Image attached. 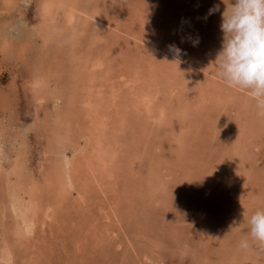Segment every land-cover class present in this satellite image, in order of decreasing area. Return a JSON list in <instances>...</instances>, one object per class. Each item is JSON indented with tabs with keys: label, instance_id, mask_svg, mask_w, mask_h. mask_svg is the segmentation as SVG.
Segmentation results:
<instances>
[{
	"label": "bare ground",
	"instance_id": "1",
	"mask_svg": "<svg viewBox=\"0 0 264 264\" xmlns=\"http://www.w3.org/2000/svg\"><path fill=\"white\" fill-rule=\"evenodd\" d=\"M23 1H26V0H23ZM27 1H29V0H27ZM103 1L104 0H100V1L99 0H95V1H92V0H40L36 6V9H37L36 21L33 25H29V26L27 25L26 26V22L19 23V22L15 21L16 18H11L10 20L6 21V23H4V24H2L0 22V50L5 51L8 58H10L11 60H13V58L19 59V61H20L19 64L21 62H23V64L27 63L28 65H30L31 63H34L35 66L38 64L37 65L38 67L36 66V68H34L32 78L29 77V80H31L30 91L32 92V105L36 104L35 108H34V106H31V108H34V110H33L34 121L31 124H29V123L25 124V122L20 121L19 118H15L16 117L15 116L14 121L13 122L11 121V123H9L8 125L3 123V121L0 124V264H19V262L20 263L23 262V260L22 261H19V260L22 257L24 258V253H23V256L21 253L22 257H18L20 248L21 249L22 248L28 249V251L30 250V248H33V250L35 248L38 249L39 251L42 250L40 248V245H39V242L41 241V236L44 235V233H46L45 229H47V227H51L53 224H56L58 222L59 214L62 211L64 212L63 209L65 208L66 202H69L70 203L69 205L70 206L72 205L73 207H77L80 209L87 208L89 205L88 203H90L89 200H91V197H92L91 193L93 192V195H96V197H98V198H100L102 196L104 201L106 200L107 202H110V199H112V198L115 199V198L121 197L122 199H124L128 203V205H130V204H132V201H133V193L135 192L134 190L137 187H146L147 189L148 188L151 189V187H155L157 189V191H158V189H164L165 183L163 182V180H161V181L164 184L160 180H157L158 184H157V186L155 185L156 180H154V176H155L154 173L157 172L156 169L161 166L163 161L166 162L165 164H167L169 162H177V161L179 162L180 161L179 159H182L181 158L183 156L182 154L189 149V144L192 145L193 138L197 139L196 134L198 133V136H199V133H201L198 131L200 129L196 130L195 132H193L194 133V135H192L193 137L190 136V139L188 138L190 134L186 133V125L188 124L186 121H188V122L190 121L192 123L193 118H195L196 120L194 119V125L197 121H199V120H197L198 119L197 118L198 113H194V111H198L197 109H199L200 106L192 105L193 104L192 100L190 102H188L187 100H185L184 102L181 101V99L184 100L185 95H186L184 93L186 91L183 92V95H182V93H180L183 90L182 88H180L182 90H178L180 87V84L182 83L181 78H176L174 76H171V79H169L168 81L166 80L167 82L165 83L162 79V78H164L162 75L161 76L162 78L160 79V81H162L164 84L161 82L162 85L161 84L158 85L159 82L157 83V81L156 82L154 81L155 79H151L154 71L151 72L149 70V71L145 72L144 69H142L148 61L146 62L145 58L141 61V57L138 58L139 60L137 59L138 61L136 60L137 61L136 63L135 62L133 63V60L129 61L128 64L126 62V64H127L126 67L130 68L131 71H129L128 68H127V70L124 69L123 68L124 65H122V63L118 62V58L116 55V53L118 51L116 52V49H115L117 47H114L115 46L114 44L116 43L115 41L114 42L111 41L110 44L114 45L112 47L115 49L114 51L116 53L110 49L107 50V48H103V47L102 48L104 50H102V51H95L96 49L94 50L92 45H94L95 43L92 44V41L98 42V41L102 40L100 27L102 25H104V23L106 22V20L104 18L105 16L101 15L102 14L101 10L104 9V4H102ZM106 1H108V0H106ZM2 2L6 5H10L11 8H13L14 6H12V5H15L17 0H2ZM138 15H139V13H138ZM149 16H151V15H149ZM106 18H107V16H106ZM139 18L141 19V22L138 24H140L141 27H143V25L145 27H148L147 22L152 21L150 19L151 17L149 18L148 16L144 17L145 19H142V16ZM199 18H200L199 20H201V17H199ZM17 19H19V18H17ZM155 21H157V19ZM190 21H191V24H193V22H194L193 19ZM111 24H109V26ZM151 24H153V23H151ZM157 24H159V23H157ZM134 26H137V24ZM159 26H160V24H159ZM193 27L196 28L195 24H193ZM126 28H128V27H126ZM129 28L131 29V27H129ZM160 28H161V26H160ZM172 28H173V30L170 34V40L168 39L170 41V45H174L175 47H177V44L180 45L182 48H185L184 53L190 57V59L184 58L182 56V54L177 56L176 53L170 49V45H168L167 47H164V50H166V53H168L170 55V59L174 60L173 64H175V65H173V66H176V64L178 65L179 62L183 61L182 64H179V65H181V67H176V70L178 71V73L176 72V74H174V75L182 76V72L184 73L183 75H186L190 71L193 72L194 67H198V68H200V70H204V71L206 70V68L208 70V68L210 69V67H211L212 72L211 71H207V72L205 71V73H211V74L214 73L215 69H214L213 62L215 60L216 53L221 48V42H222L220 35L218 33H214V35H213L215 38V39H213L215 44L214 43L213 44L215 46L213 48L212 53H209V55H207V58H209L210 64H207L208 61L206 62L205 60H203V62L205 61V63L202 64L200 62L198 65V61L200 59L204 58V55H202L201 52L199 51L200 49L197 48L201 41H198L197 43H193V41L197 40V39H194V36L192 34L187 36V33H185V32L182 33L183 32L182 30L186 28V26H184V25H182L180 27L177 25V26L172 27ZM189 29H188V31H189ZM218 29H220L219 26H217L214 30H218ZM109 30L110 29H108V31ZM118 32H120V31H118ZM138 33H140V32L138 31ZM193 33H195V32H193ZM15 35H18L19 37L16 38ZM119 35H120V33H119ZM131 36H132V34H131ZM84 38H85V40L87 39L86 40L87 42L86 41L84 42ZM134 38H136V35L134 36ZM143 38H145V37L143 36ZM15 40L16 41L18 40V42H16ZM134 40L137 41V39H134ZM138 40H139V38H138ZM151 41H152V43L150 45L151 49L160 50V52H161V50H163V43H162V39H160V37L155 39V40H151ZM127 42H128V40L126 41V43ZM144 42L149 43L150 41L144 40ZM202 42L206 43V41H204V40H202ZM101 43L102 42H100L99 44H101ZM209 43H210V41H209ZM103 44H104V42H103ZM125 47H126V45H125ZM125 47H124V49H125ZM129 47H130V45H129ZM118 50H119V48H118ZM139 51H141V50H139ZM120 52H121V50H120ZM28 58H31V61H28ZM186 59H188V60H186ZM210 59H212V60H210ZM155 60L156 59H154V62H155ZM14 62H16V60H14ZM155 64L159 67V64H157V63H155ZM163 64H165V63H163ZM153 65L154 64H152V67H153ZM153 69H154V67H153ZM113 70H115V71H113ZM130 72H131V75H130ZM160 73H158V74L161 75ZM156 74L157 73H155V75ZM169 76H170V74L167 76V78ZM192 76H190V77H192ZM203 76H205V74ZM203 76H202V78H204ZM209 77H211V76H209ZM212 77H213V75H212ZM157 78H160V77L157 76ZM150 79H151V81H150ZM204 79H206V78H204ZM204 79H203V81H204ZM176 81H179V82L177 83ZM211 81H210V84H211ZM199 83L201 84L202 82H199ZM199 83L197 82V84H199ZM155 84L158 86H156ZM182 84H181V86H182ZM202 86H203V83H202ZM223 87L225 88V86H223ZM223 87L215 84L214 88H212V91L215 88H219V89H216L217 92L214 91V95H213L214 97H212L213 102L216 105H218L219 103L221 104V105H218L219 107H218L217 113L222 114V113H224V111L225 112L229 111L231 113V110H229L228 105L231 103L230 105H233V108L231 107L232 111L233 110L235 111V110H237L236 108H237V106H239V103H240V108L241 107L243 108L242 113L241 112L240 113L242 114V117L243 116L246 117L248 112L251 110L250 109L251 106H253V105L255 106L256 103H252V101H250L251 100L250 97L246 96V94L243 95L242 94L243 92L241 94H239L240 91H237V88H235V87H226V89H224ZM81 90H82V93H80ZM244 92H246V91H244ZM173 93H176V95L179 97V101L172 95ZM206 96H207V94H206ZM241 96H242V99L240 98ZM196 100H197V97H196ZM186 101H187V103H186ZM197 101H199V99ZM227 101H230V103L226 104ZM210 103H211V101H210ZM194 104H196V103L194 102ZM203 104H205V103H203ZM212 107H215V105ZM39 111H43V113L40 115V114H38ZM243 112H244V115H243ZM204 114L205 113H203V117H204ZM219 114H216V116ZM234 114H238L237 111L233 112V114H231V115H234ZM255 114L259 115V119L264 120V114H263L262 107L260 109L257 107ZM213 115H214V113H213ZM239 115L240 114H238L237 119H239L238 118V117H240ZM223 116H224V114H223ZM177 117H179V118H177ZM226 117H227V113H226ZM45 118H46V120H45ZM174 118H176V119H174ZM219 118H220V115L216 119H219ZM227 118L229 119V117H227ZM213 119H212V123H213ZM47 120L51 121L52 126L50 125L51 127H48V128H46L47 127L46 126L44 129L41 128V126L44 123L49 122ZM201 120H202V118H201ZM240 120H241V117H240ZM235 122L237 124V121H235ZM241 122H242V120H241ZM248 122L250 123V125L246 124L245 122H242V123L238 122L239 124L237 126H235L236 137H234L233 145L236 144L237 145L236 147H239L240 145L244 144V140H246L247 135L252 133V129H251L252 126H251L250 120H248ZM184 123H186V124H184ZM261 123L263 124V122H261ZM228 124H231V123H228ZM232 124H234V123H232ZM47 125H49V124H47ZM188 125L190 127L194 126L190 123ZM34 126L37 128L39 127L41 129H43L42 130V136L45 139L44 140L45 143H43V149L41 152L42 159L44 161L43 162L41 161V163H40L39 172L41 174H39V176L35 175V173H30L29 167H28V164H29L28 163L29 159L27 157L28 147L26 145L27 139H28L27 133L29 130H31L30 127L34 128ZM160 126H162L163 130L160 128ZM197 128H198V126L196 127V129ZM153 131L156 134H154ZM161 131H163V132H161ZM184 131H185V134H184ZM128 135H130L128 137L129 139L126 140ZM200 137L202 138V136H200ZM156 140L158 142H155ZM199 141H200V139H199ZM153 142H155V143H153ZM219 142H221V141H219ZM6 143L7 144L10 143V146H9L10 151H6L5 153H2L3 149H5V147H6ZM229 143H232V142H228V144ZM137 144H139V145L137 146ZM186 145L188 147L185 149ZM233 145L231 146L230 149L228 148L230 146H227V144L224 145L226 147H223L224 150L221 152V154H222V156L220 157L221 160L226 159L227 153L230 154V152H232V151H236L235 153L240 152L239 150H236L237 148L233 147ZM221 146H223V144ZM163 147L169 148L167 150H170L171 152L173 150H175V152L173 151L175 155L173 154V155L169 156L171 153L170 152L166 153V151H165L166 154H164L163 153V151H164ZM244 147H245V145H244ZM244 149H243V153H244ZM144 151H147L148 153H145ZM144 156H145V159L148 161L147 165L149 164V167H150V168H148V171H149V169H151L152 174L150 172H148V173H145V175L140 176L141 175V167L136 166V165H142L139 163L143 160ZM229 156L230 155H228V157ZM231 156H233V154ZM171 158H174L177 161H170V160H172ZM183 159H185V158H183ZM187 159H190V158H187ZM187 159H185V160H187ZM137 160H139V161L137 162ZM192 161H193V158H192ZM234 161H232V162L235 163ZM187 162H188V160H187ZM217 162L219 163V165L215 162L216 166L213 167V165H211L210 170L214 171L215 175H218V177H219V173L216 170L219 167V169L222 171V169L220 168V164L224 163V162H219V161H217ZM232 162H230V164ZM191 165L195 166V163L191 164ZM166 166L167 165H165V167ZM194 166H193V168H194ZM207 166L209 169L210 165H207ZM234 166H235V164H234ZM162 168H159L158 171H160V169H162ZM246 171H247V169H243V170L239 171V173H237V174L240 176L243 175V177L246 174L245 175V177H246L248 175V172H246ZM208 173H210V172H208ZM235 174H236V172H235ZM222 176H221V178H222ZM139 177L141 178L142 182H140V183L135 182L137 180V178L139 179ZM211 177H213V176L211 175ZM247 177H249V176H247ZM206 178H207V175H206ZM238 178L240 180V177H238ZM158 179H159V177H158ZM216 179H218V178H216ZM237 179H235V180H237ZM187 180H188V178H187ZM214 180L215 179L213 177V181ZM220 182H222V181H220ZM242 182H245V181H242ZM215 183H217V182H215ZM237 183H238V180H237ZM218 184H220V183H218ZM175 187H177V186H175ZM138 189L140 190L141 188H138ZM142 190L143 189H141V191ZM112 191H114V192H112ZM137 194H138V192H137ZM220 194H221V192L219 193V195ZM137 196L138 195H136V197ZM142 196H144V193H142ZM142 196H141V199H142ZM93 197H95V196H93ZM136 197H135V199H136ZM154 197H155V195L152 196V198H154ZM144 199L145 198H143V200ZM242 199H243V197H242ZM92 200H94V199H92ZM146 200H148V199H146ZM150 200H151V197H150ZM156 200L159 201L161 199L159 198ZM167 200L168 199H166V201ZM173 200H175V199H173ZM228 200H230V199H228ZM234 200H236V199H234ZM151 201H150V204H151ZM158 201H156V202H158ZM118 202L119 201H117V203ZM236 202H238V200H236L235 203ZM158 203H160V202H158ZM256 203H258V202L256 201ZM115 204L116 203L114 202L113 204L108 205L107 209H104V208H101V209H104V211L106 212V213L104 212L106 214L105 215L106 218L111 219V217L113 216L117 220L118 223H121L124 220H123L122 215H118V211L114 207ZM136 204H137V202L135 203V205ZM239 204H237L236 206H239ZM128 205L126 207H128ZM139 205H140V203H139ZM99 206H101V205H99ZM132 206H134V205L132 204ZM89 207H91V205H89ZM147 207H149V206L146 205V208ZM243 207H244V205H243ZM243 207H241V209ZM132 209L130 208V210H132ZM138 209L141 210L142 207L138 208ZM147 209H146V211H147ZM70 210H72V209H70ZM144 210H145V207H144ZM83 211L82 210L80 211L83 213V218H82L83 222L86 221L89 217H91V219H92L93 216H90L89 214H87L88 208L86 210V213ZM98 211H100V210H98ZM139 211L137 212V214L140 213ZM146 211L144 213H146ZM238 213H239V210H238ZM119 214H121V213L119 212ZM240 214H241V212H240ZM138 215H140V214H138ZM249 215L250 214H248V216ZM133 216L134 215H132V217ZM153 216L154 215L151 214V217H153ZM85 217H86V219H85ZM95 217H97V216H95ZM127 217H128V215H127ZM145 217H148V215L147 216L145 215ZM114 218L112 220H114V223H115ZM100 219H102V218H100ZM100 219H99V221H100ZM144 221L145 220L142 219V225H143ZM149 221H152V220H149ZM163 221H164V219H163ZM139 222L141 223V220ZM104 223H105V221H103V224ZM107 223L108 222L105 223L104 227H106ZM112 223H113V221H112ZM242 223L244 224V222H242ZM93 225H95V224H93ZM96 225L93 226V228H95ZM100 226L102 227V225L100 224L98 226L99 230L101 228ZM242 226H245V225H242ZM107 227H109V225H107ZM72 228H73V226H72ZM87 228L88 229L86 232H88V233L84 234L85 238H83V236L81 237L84 240H86V238H88L89 234H91V236L93 235V237H94V235H98V232L99 233L101 232L98 229L97 230L96 229L90 230L91 227H87ZM114 229L117 230L119 228H114ZM141 229H142V227H141ZM73 230H75V229L73 228ZM103 230H104V228H103ZM137 230H139V229H137ZM54 231H55V229H54ZM67 231H69V230L67 229ZM105 231H106V228L102 233H104ZM124 231H125V229L123 230V232ZM112 232L113 231H111L110 235H112ZM158 232H159V230H158ZM139 233L141 234V232H139ZM144 233H143V235H144ZM69 234H71V233H69ZM121 234H122V232H121ZM127 234H128V232H127ZM131 234H132V232H131ZM232 234H231V236H232ZM108 235H109V233H108ZM124 235H126V234H124ZM134 235H136V234H134ZM235 236L236 235H234L233 237H235ZM77 237H76V239H77ZM101 237H103V236H101ZM126 237H127V235H126ZM136 237H139V236L136 235ZM161 237H162V234H161ZM200 237L202 238L203 235ZM236 237H238V236H236ZM244 237H242V238H244ZM117 238H120V236ZM117 238H115V239H117ZM130 238H132V237H130ZM12 239H13V241H12ZM95 239H97V238H95ZM133 239H135V238H133ZM143 239H145V238H143ZM147 239H148V237L146 238V240ZM206 239L208 240L209 238H206ZM111 240H112V238H111ZM199 240H201V239H199ZM238 240H239V238H237V241ZM42 241H43V239H42ZM78 241H79V238H78ZM97 241L99 242L100 246H102L101 243H103L104 241H109V244L110 243L112 244V242H110V238H107V237L106 238H99V239H97ZM153 241H155V240H153ZM230 241H235V240L231 239ZM75 242H77V241L75 240ZM123 242H124V240H123ZM123 242H121V243H123ZM143 242H145V241H143ZM204 242H206V241H204ZM55 243H56V241H55ZM57 243H56V245H57ZM63 243H64V241H63ZM105 243H103V244H105ZM117 243H116V245L119 244V243L118 244ZM134 243L135 242H133V244ZM140 243H142V242H140ZM232 243H234V242H232ZM109 244H108L107 248H109V246H111V244L110 245ZM113 244H112V246H116ZM126 244H127V242H126ZM200 244H202V243H200ZM218 244H220V243H218ZM47 245H48V243H47ZM60 245H62V244H60ZM60 245L58 247H60ZM130 245H132V244H130ZM260 245L264 246V243L260 242ZM140 246H142V245H140ZM179 246H180V244H179ZM50 247L52 248V246H50ZM104 247L105 246H103V248ZM51 248L49 250H51ZM63 248H64V246H62L61 249H63ZM132 248H133V246H132ZM140 248L141 247H138V249H140ZM182 248H184V247H182ZM204 249L202 248V250H204ZM16 250H18V251L16 252ZM46 250H47V248H46ZM111 250H113V249H111ZM150 250H152V249H150ZM109 251H107V252H109ZM136 251H135V253H136ZM180 251H182V249ZM216 251L219 252V250H216ZM59 252H61V251H59ZM235 252H237V251H235ZM35 253H37V252L35 251ZM137 253H138V251H137ZM261 253L264 254V252H261ZM140 254H142V252ZM202 254L204 255V253H202ZM33 255H34V253H33ZM105 255H107V253ZM130 255H132V254H130ZM218 255L220 256L221 254H218ZM78 256H79V254H78ZM82 256H83V254H82ZM113 256H112V258H113ZM246 256H247V254H246ZM30 257H31V255H30ZM42 257H44V256L42 255ZM74 257H76V256H74ZM128 257H129V255H128ZM60 258L62 259V256H60ZM71 258H73V257H71ZM222 258H223V256H222ZM263 258L259 257L256 259V261L257 262L258 261L263 262ZM16 259H19V260L16 261ZM132 259H133V257H132ZM26 261H27V259H25V262ZM33 261H35V260H33ZM33 261H28V264H34ZM82 261H83V259H82ZM207 261L208 260H206V262ZM25 262H23V264ZM41 262H43V261H41ZM76 262H78V261H76ZM134 262H135V259H134ZM138 262H139V260H138ZM232 262H233V260H232ZM125 263H127V262H125ZM56 264H60L59 261ZM250 264H251V262H250Z\"/></svg>",
	"mask_w": 264,
	"mask_h": 264
},
{
	"label": "rangeland",
	"instance_id": "2",
	"mask_svg": "<svg viewBox=\"0 0 264 264\" xmlns=\"http://www.w3.org/2000/svg\"><path fill=\"white\" fill-rule=\"evenodd\" d=\"M39 1L40 0H29V1L17 0L16 4L12 5L14 7L11 8L10 5H6L2 2V0H0V22L2 24H4V23H6V21L10 20L11 18H16L15 21H17L19 23L26 22V26L27 25L28 26L33 25L36 21V14H37L36 6H37ZM92 1H95V0H92ZM231 2H234V0H108V1L104 0L102 2V4H104V9L101 10V13H102L101 15L105 16L104 18H105L106 22L104 23V25H102L100 27L102 40L98 41V42L92 41V44L95 43L94 45H92L94 50L96 49L95 51H102V50H104L103 48H107V50L110 49L113 52H115L114 50L116 49V52L118 51L117 53L115 52L117 55V58H118V62L122 63V65H124L123 68L126 70L128 68L126 66H127L129 61L133 60V63L134 62L136 63L139 60L138 59L139 57H141V61L145 58L146 62L147 61L148 62L144 65V67L142 69H144L145 72L149 71V70L151 72L154 71L151 79H155L154 81L155 82L157 81V83L159 82L158 85H160L162 82V81H160V79L162 78L161 77L162 75L164 77L162 79L165 83L169 79H171V76H174L176 78H181L182 83L183 82L184 83L183 84L181 83L182 86L180 84V87L178 90L183 89L180 92V93H182V95H183V92L186 91V92H184L186 94L185 98H184V100L180 98L181 101L184 102L185 100H187L188 102H190L192 100L193 101L192 105L200 106L199 109H197L198 111H194V113H198L197 114V116H198L197 120H199V121H197L195 123V125H194V119L195 118H193L192 123L190 121L189 122L186 121L188 124L190 123V124L194 125V126L190 127L187 124L186 125V133L190 134L188 137L189 139H190V136L194 135L193 132H195L196 130L200 129L198 131L201 133H199V136H198V133L196 132L197 133L196 134L197 139L193 138L192 145L189 144V149L182 154L184 157L182 156L181 157L182 159H179L180 160L179 162L176 159L171 158L172 160H170V161H177V162H169V163L165 164L166 162L163 161L161 166L159 167V168H162V167L163 168L160 169V171H158L159 168L156 169L157 172L154 173V175L156 176V177L154 176V180H156L155 185L157 186V184H158L157 180H160V181L163 180V182L165 183L164 189H158V191H157V189L155 187H151V189L150 188L147 189L146 187H137L134 190L135 194L133 193V201H132V204L135 207L132 206V204L128 205V203L124 199H122L121 197L115 198V199L112 198V199H110V202H107L106 200L105 201L103 200L102 196L100 198H98V197H96V195H93V192H92L91 193L92 194L91 200H89L91 204L88 203L89 205H91V207H89V205H88V207H87L88 213L87 214H89L90 216H93V217H92V219H91V217H89L84 222L82 220L83 213L80 211L84 210L83 212L86 213L87 208L80 209L77 207H73L72 205L70 206L69 205L70 203L66 202L65 208L63 209L64 212L62 211L61 212L62 214L61 213L59 214L58 222L56 224H53L54 226L52 225L51 227H47V229H45L46 233H44V235L41 236V241L39 242V245H40V248L42 250L39 251L36 248L34 250H33V248H30V250L28 251V249H25V248L21 249L20 248L18 257H22L23 253H24V258L23 257L21 259L19 258L20 260L16 259V261L17 260H19V261L23 260V262H25V259H27V261H26L27 263L25 262L24 264H28V261H33V260H35V261H33L34 264H49V263L50 264H56V263H58V261L60 264H63V263L64 264H67V263L68 264H72V263L73 264H76V263L77 264H132V263L137 264L138 263L139 264L140 262H141L140 264H155V263L156 264H160V263L161 264H222V263L223 264H227V263L228 264H250V262H251V264H264V258H263L264 254L261 253V252H264V246L260 245L259 241H255L247 235V232H248V224H247V218L248 217L247 216H248V214H251V212L254 209H256L257 207H264V120L259 119V115L255 114L257 107L259 109L262 107L263 114H264V106H261L257 102L256 99H253L252 97L247 95V92H244L246 90L237 88V91H240L239 94H241L243 92L242 94L243 95L246 94V96H249L251 99L250 101H252V103H256V105L254 106L251 103L253 106H251L250 111L248 110L249 112H248L246 117L245 116L242 117L241 113H242L243 108L242 107L240 108V103H239V106H237V108H236L237 110H235V111H237L238 114H240L239 116L241 117L242 122H245L246 124L250 125V123L248 122V120H250L251 126H252V128H251L252 133L247 135V137H246L247 141L244 140V144L240 145L239 147H236L237 146L236 144L233 145V140H234V137H236L235 126H237L239 124L238 122L242 123L240 120V117H238L239 119H237L238 114L231 115L235 111L234 110L232 111L233 105H230L231 104L230 101H227L226 104L230 103L228 105V108H229V110H231V113L229 111H227V112L224 111V113H222V114L217 113L218 107H219L218 105H221V104L219 103L218 105H216L212 99V97H214L213 96L214 91L217 92L216 89H219V88H215L212 91V88H214L215 84L220 85L221 87L225 86V88L223 87L224 89H226V87H228V86L223 84V82H221L215 76L216 75V74H214L215 72L212 74L211 73H205V71L206 72L207 71L212 72L211 67H210V69L208 68V70L206 68L205 71L200 70V68H198V67H194V71L193 72L190 71L186 75H183L184 74L183 72H182V76L174 75V74H176V72L178 73V71L176 70V67H181V65H179V64H182L183 61H181V62L178 61L179 62L178 65L176 64V66H173V65H175V64H173L174 60L170 59V55L168 53H166V50H164V47H167L168 45H170L169 40H170V34L173 30L172 27H175L177 25L180 27V26L184 25V26H186V28L182 30L183 31L182 33H184V32L187 33V36L192 34L194 36V39L198 38V41H201V42H202V40L206 41V43L204 42L205 44L203 42L202 43L200 42L198 47H197L200 49L199 51L201 52L202 55H204V58H205V59L204 58L200 59L201 61L200 60L198 61V65L200 62L202 64L205 63V61L206 62L208 61L207 64H210L209 58H207V55H209V53H212L213 48L215 46L214 45L215 43L213 40V39H215L213 36L214 33H218L220 35V38L221 39L223 38L222 30L221 29L214 30V29L217 26L220 27L221 18H222L221 13L227 7H230ZM216 5H219V9L217 11H214L211 14H209L208 10L210 8H212L213 6H216ZM138 13H139V15H138ZM140 15L142 16V19H145L144 17H147V16L149 18L151 17L150 19L152 21L147 22L148 27H145L144 25H143V27H141V25L138 24L141 22V19L139 18V17H141ZM149 15H151V16H149ZM106 16H107V18H106ZM199 17H201V20H199L200 19ZM17 18H19L20 20ZM156 19H157V21H155ZM192 19L194 21L193 24H195L196 28H194L193 24H191L190 20H192ZM151 23H153V24H151ZM157 23L160 24L161 28H160L159 24H157ZM109 24H111V25L109 26ZM136 24H137V26H134ZM126 27H128V28H126ZM129 27H131L132 30ZM108 29H110V30L108 31ZM188 29H189V31H188ZM118 31H120V32H118ZM138 31L140 33H138ZM193 32H195V33H193ZM119 33H120V35H119ZM131 34H132V36H131ZM134 34L136 35V38H134V36H135ZM15 36H16V38L19 37L18 35H15ZM143 36L145 38H143ZM158 36L160 37V39H162V43H163V50H161V52H160V50L151 49V46H150L152 43L151 40H155V39L159 38ZM138 38L141 42L138 40ZM134 39H137V41ZM86 40L84 38V42ZM127 40L129 43L128 42L126 43ZM144 40L150 41V42L145 43ZM208 40L210 41V43ZM111 41L116 42L114 44L115 46L113 44L112 45L110 44ZM16 42H18V40ZM100 42H102V43L99 44ZM103 42L106 46L103 44ZM121 42L122 43L124 42L125 44L124 43L122 44ZM125 45L127 48L125 47ZM129 45H130V47H129ZM112 46L117 47V48L114 49ZM124 47L127 51L124 49ZM180 47L181 46L177 44V48H179L181 50L179 55L182 54V56L184 58L190 59V57L184 53L185 48H182V47L180 48ZM118 48H119V50H118ZM120 50H121V52H120ZM139 50H141V51H139ZM0 52H1L0 53V60H1L0 61V124L3 121V123L8 125L9 123H11V121L13 122L15 118H19V120L25 122V124L26 123L31 124L34 121L33 110L36 107V104L32 105V92L30 91L31 80H29V77L32 78L34 68H36V66L38 64L36 66L34 65V63H31L30 65H28L27 63L23 64V62H21L19 64V62H20L19 59H15L12 57L13 60H11L10 58H8L5 51L0 50ZM154 59H156L155 62H154ZM188 59H186V60H188ZM14 60H16V62H14ZM203 60H205V61L203 62ZM210 60H212V59H210ZM28 61H31V58H28ZM126 62H127V64H126ZM155 63L159 64V67ZM163 63H165V64H163ZM152 64H154L153 65L154 69L152 67ZM128 70L131 71L130 68H128ZM113 71H115V70H113ZM155 73H157L156 75L160 78H157ZM158 73H160L161 75H159ZM169 74H170V76L167 78V76ZM204 74H205V76H203ZM130 75H131V72H130ZM189 75L190 76L193 75V76L190 77ZM208 75L211 77H209ZM212 75H213V77H212ZM202 76L206 79L202 78ZM151 79H150V81H151ZM203 79H204V81H203ZM210 81H211L212 85L210 84ZM176 82L178 83L179 81H176ZM197 82L198 83L202 82L203 86H202V83L201 84L199 83L200 84L199 85V84H197ZM158 85H156V86H158ZM180 88H182V89H180ZM80 93H82V90L80 91ZM206 94H207V96H206ZM172 95L179 101V97L176 95V93H173ZM196 97H197V100L199 99V101L196 100ZM240 98L242 99V96ZM187 101H186V103H187ZM210 101H211V103H210ZM194 102L196 104H194ZM203 103H205V104H203ZM214 105H215V107H212ZM31 106H34V108H31ZM42 113H43V111H39L38 114L41 115ZM203 113H205L204 117H203ZM213 113H214V115H213ZM226 113H227V117H229V119L226 117ZM216 114L220 115L219 119H216L219 116V115L216 116ZM223 114H224V116H223ZM243 115H244V112H243ZM177 118H179V117H177ZM201 118H202V120H201ZM174 119H176V118H174ZM212 119H213V123H212ZM45 120H46V118H45ZM47 121H49V120H47ZM235 121H237V124ZM261 122H263V124ZM228 123H231V124H228ZM232 123H234V124H232ZM47 124H49V125H47ZM184 124H186V123H184ZM50 125H51V121H49L48 123H44L41 126V128L44 129L46 126H47L46 128L51 127L52 125L51 126ZM197 126H198V128L196 129ZM41 128H39V127L37 128L35 126H34V128L30 127L31 130H29L27 133L28 139H27V144H26L28 147L27 157L29 159L28 160L29 171H30V173H35V175H37V176H39V174H41L39 172V170H40L39 166H40L41 161L42 162L44 161L42 159L41 152L43 149V143H45L44 142L45 139L42 136V130L43 129H41ZM160 128L163 130L162 126H160ZM161 132H163V131H161ZM154 134H156V133L154 132ZM184 134H185V131H184ZM129 136L130 135L127 136L126 140L129 139L128 138ZM200 136H202V138ZM198 138L200 139V141ZM219 141H221L222 143ZM155 142H158V141L156 140ZM155 142H153V143H155ZM228 142H232V143H229L230 144L229 145ZM222 144H223V146H221ZM225 144H227V146H230V147H228L229 149L233 145V147H236L237 148L236 150H239L240 152L235 153L236 151H232V152L229 151L230 154H228V153L226 154L227 155L226 159L221 160L220 159V157L222 156L221 152L224 150L223 147H226V146H224ZM138 145L139 144H137V146ZM244 145H245V147H244ZM9 146H10V143H8V144L6 143V147H5V149H3L2 153H5L6 151H10ZM187 147L188 146L186 145L185 149ZM167 149H169V148H167V147L164 148V151H163L164 154H166L168 152L171 153L169 156L174 154L175 150H173L174 152L172 151L173 152L172 153L170 150H167ZM243 149H244V153H243ZM165 151H166V153H165ZM144 152L148 153L147 151H144ZM231 153L233 154V156H231L232 155ZM228 155H230V156L228 157ZM183 158H185V159L190 158V159H187L188 160V162H187V160H185ZM192 158H193V161H192ZM138 161L139 160H137V162ZM217 161L224 162V163L220 164V168L222 169V171L219 169V167L216 170L219 173V177H218V175H215L214 171L210 170L211 165H213V167L216 166V163L219 165V163ZM232 161H234L235 163H233ZM141 162L139 164H142V165H136V166L141 167V175L140 176H143V175H145V173H148V172L151 173L152 172L151 169H149V171H148V168H150V167H149V164L147 165L148 161L145 159V156L143 157V160ZM230 162H232V163L230 164ZM194 163H195L196 167L194 165H191ZM164 164L167 166L165 167ZM234 164H235V166H234ZM207 165H210L209 169H208ZM193 166H194V168H193ZM243 169H247L246 172H248L247 176H249V177H247V176L245 177L246 174L244 175V177H243V175L240 176L237 174V173H239V171H241ZM208 172H210V173H208ZM235 172H236V174H235ZM206 175H207V178H206ZM211 175L214 177V179H215L214 181H213V177H211ZM157 176L159 177V179ZM221 176H222V178H221ZM238 177H240L241 181L239 180ZM187 178H188V180H187ZM216 178H218V179H216ZM139 179L138 178H137V180L135 179L136 180L135 182H139V183L142 182L140 177H139ZM235 179L238 180V183H237V180H235ZM220 181H222V182H220ZM242 181H245V182H242ZM215 182H217V183H215ZM218 183H220V184H218ZM175 186H177V187H175ZM138 188H141L143 190L141 191V189L139 190ZM223 189L224 190L226 189V190L224 191ZM112 192H114V191H112ZM137 192H138V194H137ZM220 192L222 195L221 194L219 195ZM142 193H144V196H142ZM136 195H138V196L136 197ZM140 195L142 196V199H141ZM154 195H155V197L152 198V196H154ZM93 196H95V197H93ZM135 197H136V199H135ZM150 197H151L152 201L150 200ZM158 197L161 200H159V201L156 200V199H159ZM242 197H243V199H242ZM143 198H145L144 199L145 201L143 200ZM92 199H94V200H92ZM146 199H148V200H146ZM166 199H168V200L166 201ZM173 199H175V200H173ZM228 199H230V200H228ZM234 199L238 200V202L235 203L236 200H234ZM117 201H119V202L117 203ZM135 201L137 202L136 205H135V203H136ZM150 201H151V204H150ZM156 201H158L160 203H158ZM256 201L258 203H256ZM114 202L116 203L114 207L117 209L118 215H122V217H123L124 221H122L121 223H118L117 220L113 216L111 217V219H108L105 217L106 212L104 211V209H107L108 205H111ZM139 203H140V205H139ZM237 204H239V206H236ZM99 205H101V206H99ZM127 205L129 208L126 207ZM146 205L149 206V207H147L148 209L146 208ZM243 205H244V207H243ZM140 206L142 207L141 210L138 209V208H141ZM144 207H145V210H144ZM241 207H243L244 209L243 208L241 209ZM101 208H104V209H101ZM130 208L131 209L133 208L132 209L133 211L130 210ZM70 209H72V210H70ZM146 209H147V211H146ZM98 210H100V211H98ZM137 210L138 211L140 210L139 211L140 213H138L140 215L137 214V212H138ZM238 210H239V213H238ZM145 211H146V213H144ZM119 212L121 214H119ZM240 212H241V214H240ZM151 214L154 216L151 217ZM127 215H128V217H127ZM132 215H134V216L132 217ZM145 215L146 216L148 215V217H145ZM95 216H97V217H95ZM100 218H102V219H100ZM113 218L115 219V223H114V220H112ZM85 219H86V217H85ZM99 219H100V221H99ZM142 219H144L146 221V222L145 221L143 222V225H142ZM148 219L152 220V221H149ZM163 219H164V221H163ZM140 220H141V223L139 222ZM103 221H105V223L108 222L106 224V227H104L105 223L103 224ZM112 221H113V223H112ZM242 222H244V224ZM99 223L102 225V227L100 226L101 227L100 230L98 229L99 228L98 226L100 225ZM93 224H95V225L99 224V225L98 226L96 225L97 228L96 227L93 228V226H95ZM107 225H109V227H107ZM242 225H245V226H242ZM72 226L75 230H73ZM86 226L91 227L90 230L91 229H96V230L98 229L99 231H101L100 233L98 232L99 236L94 235V237H93V235L91 236V234H89L88 238H86V240H84L83 239V238H85L84 234L88 233V232H86L88 229ZM141 227H142V229H141ZM103 228H104V230L106 228V231L104 233H102L104 231ZM114 228H119V229L116 230ZM54 229H55V231H54ZM67 229L70 232L67 231ZM124 229H125V231L123 232ZM137 229H139V230H137ZM158 230L160 233L158 232ZM111 231H113L112 235H110ZM107 232L109 233V235ZM121 232H122V234H121ZM127 232H128V234H127ZM131 232H132V234H131ZM139 232H141V234ZM69 233H71V234H69ZM143 233H144V235H143ZM230 233L231 234L233 233L234 235H236L238 237H236V236L233 237L234 235L232 234V236H231ZM124 234H126L127 237ZM134 234H136L139 237H136V235H134ZM161 234H162V237H161ZM202 235H203V237L201 238L200 236H202ZM82 236H83V238H81ZM101 236H103V237H101ZM116 236L117 237L120 236V238H117ZM76 237H77V239H76ZM106 237L110 238V242H112V244L114 243L113 245H116L117 242L119 244L117 243L118 245L112 246V244L110 243L112 247L109 246V248H107L109 241H104L103 243H105V242L106 243L105 244L101 243L102 246H100L97 239L106 238ZM130 237H132V238H130ZM147 237H148V239L146 240ZM242 237H244L245 240L249 241L247 247L242 248L240 246V241L242 239H244ZM78 238L82 244L78 241ZM95 238H97V239H95ZM111 238H112V240H111ZM115 238H117L118 240ZM133 238H135V239H133ZM143 238H145V239H143ZM206 238H209V239L207 240ZM237 238H239L238 241H237ZM42 239H43V241H42ZM199 239H201V240H199ZM231 239L235 240V241H230ZM75 240L77 242H75ZM123 240L125 243L123 242ZM153 240H155V241H153ZM12 241H13V239H12ZM55 241H56V243L58 242L57 245H56ZM63 241H64V243H63ZM143 241H145V242H143ZM204 241H206V242H204ZM121 242H123V243H121ZM126 242H127V244H126ZM133 242H135V243L137 242V243L133 244ZM140 242H142V243H140ZM217 242L220 244H218ZM232 242H234V243H232ZM47 243H48V245H47ZM200 243H202V244H200ZM60 244H62V245H60ZM130 244H132V245H130ZM179 244H180V246H179ZM59 245H60V247H58ZM140 245H142V246H140ZM50 246H52V248ZM62 246H64L63 249H61ZM103 246H105V247L103 248ZM132 246H133V248H132ZM138 247H141V248L138 249ZM182 247H184V248H182ZM46 248H47V250H46ZM50 248L52 251L49 250ZM202 248L203 249L205 248L204 249L205 251L202 250ZM111 249H113V250H111ZM135 249L138 251V253ZM150 249H152V250H150ZM181 249H182V251H180ZM216 250H219V252ZM17 251L18 250H16V252ZM35 251L37 253H35ZM57 251L58 252L61 251V252L58 253ZM107 251H109V252H107ZM135 251H136V253H135ZM235 251H237V252H235ZM105 252L107 253V255H105L106 254ZM139 252L140 253L142 252V254H140ZM21 253H22V256H21ZM33 253L35 256L33 255ZM202 253H204V255ZM78 254H79V256H78ZM82 254H83V256H82ZM130 254H132V255H130ZM218 254H221L223 256V258L221 255L219 256ZM246 254H247V256H246ZM30 255H31V257H30ZM42 255L44 257H42ZM128 255H129V257H128ZM60 256H62V259L60 258ZM70 256L73 258H71ZM74 256H76V257H74ZM112 256H113V258H112ZM131 256L133 257V259ZM259 257L263 258V262H259V261L257 262L256 261V259ZM82 259H83V261H82ZM134 259H135V262H134ZM138 260H139V262H138ZM206 260H208V261L206 262ZM232 260H233V262H232ZM41 261H43V262H41ZM76 261H78V262H76ZM23 262H21V263L23 264ZM125 262H127V263H125ZM21 263L19 262V264H21Z\"/></svg>",
	"mask_w": 264,
	"mask_h": 264
},
{
	"label": "clouds",
	"instance_id": "3",
	"mask_svg": "<svg viewBox=\"0 0 264 264\" xmlns=\"http://www.w3.org/2000/svg\"><path fill=\"white\" fill-rule=\"evenodd\" d=\"M219 9L216 5L209 14ZM221 48L213 62L217 78L228 87L246 90L264 106V0H234L221 13ZM194 40L193 43H197ZM177 56L180 49L170 45ZM247 235L264 243V207H257L247 218ZM241 247L248 241L242 239Z\"/></svg>",
	"mask_w": 264,
	"mask_h": 264
}]
</instances>
